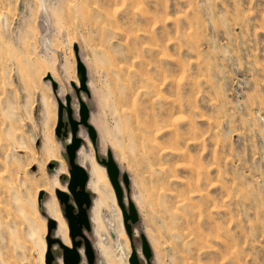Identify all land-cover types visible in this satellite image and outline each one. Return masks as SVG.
Masks as SVG:
<instances>
[{"label":"rangeland","instance_id":"374dc122","mask_svg":"<svg viewBox=\"0 0 264 264\" xmlns=\"http://www.w3.org/2000/svg\"><path fill=\"white\" fill-rule=\"evenodd\" d=\"M77 90L98 132L95 149L81 126L77 155L95 264H147L143 236L152 264H264V0H0V264H46L44 188L70 179L59 101L79 119Z\"/></svg>","mask_w":264,"mask_h":264},{"label":"water","instance_id":"95a60500","mask_svg":"<svg viewBox=\"0 0 264 264\" xmlns=\"http://www.w3.org/2000/svg\"><path fill=\"white\" fill-rule=\"evenodd\" d=\"M78 79L81 84V90L89 92L88 89V71L81 60H78ZM54 88H57V82L52 81ZM73 86L75 84L73 83ZM80 103L79 119L73 117V109L71 106V96H66V105L59 101V121L55 130L57 137L62 135L68 137V124L70 125L71 138L70 143L66 146L69 164L70 179L67 185L68 193L57 191V197L60 201L63 214L68 224L69 235L72 242V247L66 246L61 240L55 238L54 231L57 228V223L48 219V233L46 236L47 251L45 257L46 264H53L55 256L52 252L55 245H59L63 250L64 264H81L82 255L80 249H84L88 264H95V252L93 246L86 236L85 231L91 230V222L89 218V209L92 204L91 194L87 191L89 175L85 168L77 163V154L82 146V139L78 136L81 126L88 129L89 137L94 148H97L98 134L93 125L90 124L91 112L89 107L82 100L80 91L77 90ZM66 109L68 115V123L63 120V111ZM64 129V131H63ZM107 170L109 179L115 189L120 207L122 209L125 227L128 235L133 234V225L139 220V214L135 204L130 202L127 210L123 203V191L120 184V168L115 162L111 153L108 154V161L101 162ZM51 167V165L49 166ZM124 182L129 184V177L123 176ZM44 192H40L39 198L42 199ZM143 252L147 263L151 264L152 251L145 236H143ZM131 264H140L136 254L131 258Z\"/></svg>","mask_w":264,"mask_h":264},{"label":"bare ground","instance_id":"6f19581e","mask_svg":"<svg viewBox=\"0 0 264 264\" xmlns=\"http://www.w3.org/2000/svg\"><path fill=\"white\" fill-rule=\"evenodd\" d=\"M83 62V61H82ZM50 75L48 76V77H50V80L51 81H54V82H56L52 77H51V75L55 78V73H49ZM79 80V79H78ZM72 82L75 84V86H76V88H78L77 87V85H79V83H80V81L78 82L76 79H72ZM80 88H81V84H80ZM83 100V99H82ZM84 101V100H83ZM63 104H65V103H63ZM66 105V104H65ZM91 117V116H90ZM91 124V123H90ZM92 125V124H91ZM96 129V128H95ZM80 131H81V128H80ZM80 131H79V137L81 138V136H80ZM97 131V130H96ZM98 133V132H97ZM82 139V138H81ZM83 140V139H82ZM70 143V142H69ZM80 149H81V147H80ZM80 149H79V151H80ZM79 151H78V154L77 155H81V160L82 161H84L85 160V158H86V156H85V154H84V152L81 150L80 151V153H79ZM61 160V159H60ZM77 161H78V158H77ZM99 161V163H101V160H98ZM78 163V162H77ZM80 166H82L83 168H85L84 167V165H81L80 163H78ZM105 167V166H104ZM92 168L94 169L93 171L96 173V175H97V173L99 174V168L98 167H96V165L95 164H93V166H92ZM86 169V168H85ZM105 169H106V167H105ZM86 171H87V169H86ZM62 172V171H61ZM88 172V171H87ZM106 172H107V170H106ZM88 175H89V172H88ZM108 175V174H107ZM109 177V176H108ZM53 179V178H52ZM51 179V180H52ZM55 179V178H54ZM89 180H90V178H89ZM111 182V181H110ZM112 184V183H111ZM66 185H68V183H66ZM66 185H64L66 188L65 189H63L62 188V186H61V184H60V182H59V180L58 179H55V180H53L52 181V184L50 185V186H48L47 188H44V190H46L49 194H50V197H51V200H50V202L47 204V206H46V208H47V212H48V214L51 216L49 219H52V220H54L56 223H58L57 224V228L55 229V231L57 230V236H60L61 238H62V240L60 239V238H58V237H55V238H57V239H59V240H61L66 246H68V247H72V242L70 243V241H71V238H70V235H69V228L67 227L68 226V224H66V222L64 221V219H65V216H64V214H63V210H62V208L61 207H59V203H58V197H57V191H63V192H67L68 193V189H67V186ZM90 186H92V187H94L95 189H96V185H95V183H92V182H90ZM113 186V185H112ZM88 187H89V181H88V186H87V191L89 192V189H88ZM114 188V187H113ZM41 192H44V191H41ZM58 199V200H57ZM91 206H92V204H91ZM91 208V207H90ZM92 209V208H91ZM90 210V209H89ZM93 211H94V214H97V208L95 209L94 207H93ZM63 215V216H62ZM122 215H123V213H122ZM63 217H64V219H63ZM89 218H90V216H89ZM124 219V218H123ZM66 220V219H65ZM96 222H98V226H99V229H100V226H101V223H100V221H99V218H97V221ZM125 224V223H124ZM126 228V227H125ZM120 229H121V233H120V237L123 239V240H125L126 241V239H127V236H126V234H125V232H124V230H123V228H121L120 227ZM54 231V232H55ZM91 231V230H90ZM127 231V230H126ZM86 232H88V231H85V234H86ZM97 233H99V230H98V232ZM55 235V234H54ZM68 236H69V238H68ZM87 236V235H86ZM130 237V236H129ZM70 239V240H69ZM91 242V241H90ZM92 244V243H91ZM92 246H93V244H92ZM93 250H94V247H93ZM82 251H84V249L82 248V249H80V252H81V255H82V262H81V264L83 263V252ZM94 252H95V250H94ZM84 256H85V252H84ZM86 257V256H85ZM87 260V259H86ZM58 264H62L60 261L58 262ZM64 264V263H63ZM148 264V263H147ZM152 264V263H151Z\"/></svg>","mask_w":264,"mask_h":264}]
</instances>
